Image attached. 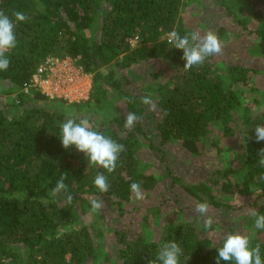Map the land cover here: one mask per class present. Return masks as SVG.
<instances>
[{
    "label": "trees",
    "instance_id": "trees-1",
    "mask_svg": "<svg viewBox=\"0 0 264 264\" xmlns=\"http://www.w3.org/2000/svg\"><path fill=\"white\" fill-rule=\"evenodd\" d=\"M241 1L221 3L236 25L255 37L248 52L256 62L264 63V0ZM190 2L0 0V11L14 21L17 11L28 18L15 21L17 44L6 53L9 68L0 71V97L5 94L9 100L0 104V264H149L170 241L183 250L180 264H216L217 248L229 232L236 231L225 229L213 238L218 219L205 228L189 215L202 202L209 203V211L245 212L241 222L255 228L251 213L264 214V167L257 156L264 141L255 138V127L264 123V108L254 122V107L244 95L258 90L255 77L264 71L242 60L217 66L209 57L203 64L185 69L183 51L168 44L166 35L172 30L181 36L193 32L182 16ZM248 7L250 15L241 17L238 10ZM226 34L225 28L218 30L223 44ZM135 36L139 43L132 48L129 41ZM48 59H71L82 73L92 75L89 98L69 103L50 98L40 89L26 92L33 75ZM149 63L168 64L170 73L162 81L164 72H152V88L134 90L121 71L133 72ZM145 99L150 102L144 103ZM254 100L264 107V94ZM111 104L116 108L110 117L95 115L110 109ZM130 112L141 119L128 128L125 116ZM70 116H86L93 130L124 145L113 172L89 164L75 146H62L60 126ZM148 121L155 124L158 146L149 136L151 129L145 127ZM235 142L238 149L232 150ZM144 143L162 155L165 165L164 147L174 143L194 157L213 151L211 155L223 165L192 185L173 176L170 194L165 196L156 175L144 169L139 155ZM230 152L235 154L232 160L227 156ZM98 173L107 177V193L94 184ZM168 174H172L169 168ZM61 175L75 191L71 201L63 193L52 194ZM133 182L142 191L161 197L159 206L135 201L130 188ZM177 183L182 190L176 193ZM220 192L240 196L245 202L236 208L222 201ZM94 199L115 207L107 228L102 222L105 216L97 220L94 213L98 211L91 209ZM167 199L175 203L176 220L164 224L160 232H151L150 223L159 219ZM89 214L93 221L84 219ZM117 218L124 222L121 227L112 226ZM255 231L264 233V229ZM249 240L251 247L260 246L264 261V240L253 235Z\"/></svg>",
    "mask_w": 264,
    "mask_h": 264
},
{
    "label": "rangeland",
    "instance_id": "rangeland-1",
    "mask_svg": "<svg viewBox=\"0 0 264 264\" xmlns=\"http://www.w3.org/2000/svg\"><path fill=\"white\" fill-rule=\"evenodd\" d=\"M222 0H191L189 4L183 9L182 16L184 18L183 22L187 28L191 29L193 32H199L201 35L207 33L208 31H214L216 34L220 28H225L227 30V34L224 40L222 53L219 55H215L214 57H209L210 61L214 62L217 66L225 67L230 65L232 62L242 60L247 65H258L259 70L264 71V63L259 60L256 62L257 59L250 52L248 49L251 45L255 42V37L252 35H246L245 31H243L238 25H236L235 21H233L225 12V8L222 6ZM242 4H246V0L241 1ZM235 10V9H234ZM238 13L241 17H248L251 13L249 7L245 9L243 12L238 10ZM168 36V35H166ZM138 45V44H137ZM136 45V46H137ZM136 46L132 48H136ZM208 58V57H207ZM69 64L72 66V73H64V74H57L55 78H53L52 84L46 88L48 91L52 92L53 94L51 98H58V99H66L69 103L73 102H81L86 100L90 96V91L93 84L92 75L84 74L82 71L76 67V65H72V62L69 61ZM170 65L168 64H153L149 63L147 65H141L135 67L132 71L123 70L121 71L122 74L128 76L130 79V84L136 91H140L143 87L145 88H152L153 85L151 74L152 72H164L163 77L161 78L162 81H165L166 75L165 73H170ZM167 70V71H166ZM104 72H107V69H103ZM166 71V72H165ZM258 90L255 92L246 91L244 98L246 102H249V105L254 107L253 116L254 122L256 119V115L259 114L261 109L264 107H260L259 104L256 105L255 100L259 98L264 91V73H259L255 77V85ZM51 87V88H50ZM145 94V92H144ZM0 97V104H4L5 101H8V96L5 94H1ZM12 99V98H11ZM15 100V96H13ZM264 105V104H263ZM113 105L111 104V108L106 110L102 109L99 113L96 112L97 117H110L115 110L112 108ZM145 127L147 129H151L149 131V136L152 137L156 146L160 145L159 135L158 132L155 130V124L152 121H148L145 123ZM225 140V139H223ZM145 147L140 150V158L142 159V163L144 165V169L148 172H153L156 177L160 181V187L163 190V195L170 194V187L172 185V177H178L181 183H185L186 185H192L199 183L204 180L209 170L215 168L216 166L222 167V163L219 161V158L214 157L211 151L206 153L205 156L201 157H194L186 153L182 148H180L177 144L166 145L164 147L165 154H166V161L167 164L165 165L164 162L161 161L162 155L158 152H155L148 147L146 143ZM239 143L235 142L232 146V150L238 149ZM231 160L235 158V154L233 152L228 153L227 155ZM169 166V167H167ZM168 168L171 170L172 174H168ZM175 192H179L181 189L180 184H176ZM69 191L72 194H75L72 188H69ZM144 198L142 200L135 199L139 204L156 205L159 206L161 202V197L158 198L156 196L150 195L149 193L142 191ZM219 198L229 204H232L236 208L239 207L242 203H244V199L240 196L233 195V194H222L220 192ZM167 204L163 205L160 210L161 214L158 215L157 221H152L150 224L151 232H160L161 228H163L164 224H167L170 221L176 220V216L172 208H176L175 203L173 200L167 199ZM185 202V201H183ZM103 208L95 212L94 215L97 220L100 217L105 216L104 220L102 221L107 228L110 223H108V219L112 216L114 206L110 204V202H103ZM142 212H139L141 214ZM150 213V211H148ZM191 219H197V224L201 225L204 223V218L200 217V215L196 212H189ZM208 215L212 219H218L220 221L217 229L212 232V237L217 238L221 236L225 229H234L236 232H240L242 234L247 235L249 238L252 235L259 236L264 240V233L257 234L255 228L252 226L247 225V223L241 222V219L244 217L245 212H236L233 215L229 214L226 210L221 209L217 211H209ZM151 217V216H150ZM86 221H93V214H89L84 217ZM102 224V223H101ZM124 224L123 220L117 218L113 223V227H121ZM99 242L103 243L104 240L101 239Z\"/></svg>",
    "mask_w": 264,
    "mask_h": 264
},
{
    "label": "clouds",
    "instance_id": "clouds-1",
    "mask_svg": "<svg viewBox=\"0 0 264 264\" xmlns=\"http://www.w3.org/2000/svg\"><path fill=\"white\" fill-rule=\"evenodd\" d=\"M15 21L24 22L28 18L23 12H14ZM15 21L0 11V71H6L10 66V59L6 53L16 47ZM167 43L175 49L183 51L182 59L186 61L184 68L191 69L194 65H201L207 57L219 55L222 53L223 43L214 31H208L201 35L199 32H192L190 35L181 36L177 31L172 30L168 33ZM50 97V96H49ZM51 98V97H50ZM148 99L144 103H149ZM141 119L135 113H128L125 116V127L131 128L134 123ZM78 121V122H77ZM255 138L257 142L264 141V123L255 127ZM59 139L65 149L75 146L76 150L84 153L89 164H95L103 167L111 173L116 168V161L119 153L124 151V145L117 143L110 137H106L102 132L91 128L89 119L86 116H70L60 126ZM258 164L264 167V148L257 153ZM66 177L61 175L52 189V194L63 193L64 197L71 201L72 193L65 184ZM95 186L102 193L109 191L107 177L103 173H98L94 179ZM131 192L135 198L142 200L144 198L141 185L133 182L130 186ZM103 201L92 200L91 209L93 212L103 208ZM210 205L202 202L196 205L195 211L204 218L205 228H211L213 220L208 215ZM255 217L254 226L256 229H264V214L251 213ZM216 264L222 261H235V264H264L261 258L260 246H250L249 237L240 232H229L224 237L221 247L217 248ZM183 250L175 241L164 243L156 256L155 260H150L149 264H180V257Z\"/></svg>",
    "mask_w": 264,
    "mask_h": 264
},
{
    "label": "built area",
    "instance_id": "built-area-1",
    "mask_svg": "<svg viewBox=\"0 0 264 264\" xmlns=\"http://www.w3.org/2000/svg\"><path fill=\"white\" fill-rule=\"evenodd\" d=\"M129 42L131 46L134 47L139 43V37L135 36L131 38ZM69 61L75 66L71 59L63 61L48 59L46 65H42L37 69L32 77L31 86L26 88V92H28L30 88H35L37 90H42L47 96L51 97L52 95L50 94H53V91L50 92L46 88L50 86L49 84H52L53 78H55L57 74L72 73L73 70Z\"/></svg>",
    "mask_w": 264,
    "mask_h": 264
}]
</instances>
